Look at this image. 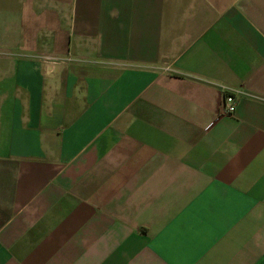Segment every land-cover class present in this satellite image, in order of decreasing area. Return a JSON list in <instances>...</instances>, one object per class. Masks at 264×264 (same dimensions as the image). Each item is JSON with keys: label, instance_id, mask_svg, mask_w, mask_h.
Returning a JSON list of instances; mask_svg holds the SVG:
<instances>
[{"label": "crops", "instance_id": "0c3cea01", "mask_svg": "<svg viewBox=\"0 0 264 264\" xmlns=\"http://www.w3.org/2000/svg\"><path fill=\"white\" fill-rule=\"evenodd\" d=\"M0 264H264V0H0Z\"/></svg>", "mask_w": 264, "mask_h": 264}, {"label": "built area", "instance_id": "2783aa9c", "mask_svg": "<svg viewBox=\"0 0 264 264\" xmlns=\"http://www.w3.org/2000/svg\"><path fill=\"white\" fill-rule=\"evenodd\" d=\"M239 91L235 89H226L224 94V104L221 110V115L234 116L237 111L239 102Z\"/></svg>", "mask_w": 264, "mask_h": 264}]
</instances>
